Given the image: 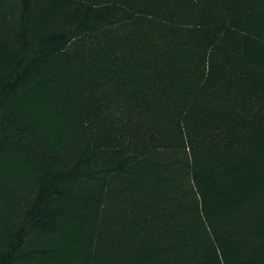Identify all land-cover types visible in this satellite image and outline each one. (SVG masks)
<instances>
[{"label":"trees","instance_id":"16d2710c","mask_svg":"<svg viewBox=\"0 0 264 264\" xmlns=\"http://www.w3.org/2000/svg\"><path fill=\"white\" fill-rule=\"evenodd\" d=\"M0 201V264H264V0H0Z\"/></svg>","mask_w":264,"mask_h":264},{"label":"rangeland","instance_id":"374dc122","mask_svg":"<svg viewBox=\"0 0 264 264\" xmlns=\"http://www.w3.org/2000/svg\"><path fill=\"white\" fill-rule=\"evenodd\" d=\"M182 15H183V17H187V15L185 13H183ZM186 35L188 36V41H191L194 38V37H191L190 34H186ZM192 42H193V44L195 43L194 41H192ZM0 206H1V201H0Z\"/></svg>","mask_w":264,"mask_h":264}]
</instances>
